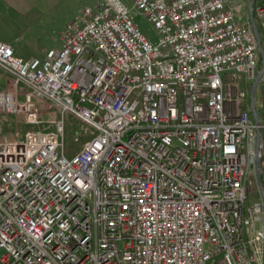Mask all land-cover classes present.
I'll use <instances>...</instances> for the list:
<instances>
[{
    "label": "built area",
    "instance_id": "1",
    "mask_svg": "<svg viewBox=\"0 0 264 264\" xmlns=\"http://www.w3.org/2000/svg\"><path fill=\"white\" fill-rule=\"evenodd\" d=\"M129 2L82 8L42 57L0 41V112L37 126L0 140V264H264L261 39L241 1Z\"/></svg>",
    "mask_w": 264,
    "mask_h": 264
},
{
    "label": "rangeland",
    "instance_id": "2",
    "mask_svg": "<svg viewBox=\"0 0 264 264\" xmlns=\"http://www.w3.org/2000/svg\"><path fill=\"white\" fill-rule=\"evenodd\" d=\"M97 0H38L34 3L32 9L27 13L14 16L0 24V40L8 42L14 51V54L23 58L27 57H42L46 50L60 47L59 33L67 26V24L75 19L80 10L86 6L93 5ZM127 6L130 5L129 0H121ZM241 1L242 12L244 17L248 16V5L250 0H235ZM259 0H255L258 2ZM135 21L142 31L152 41L158 37L152 25L138 12H134ZM256 21L260 24L255 15ZM264 46V41H262ZM260 65L258 66V70ZM254 79H247L243 85L245 91L244 102L247 100V95L250 91L251 83ZM6 77L0 73V90L6 88ZM262 96L257 90L254 98V105L259 115L263 116ZM45 108L42 107V112ZM58 114V113H57ZM41 119H45L43 113ZM59 116V114H58ZM42 126V125H41ZM70 125H66L64 129L65 136L71 134ZM36 129L37 126L24 123L20 116L14 114L0 112V140L16 137L18 140L23 139V133L26 129ZM39 128V127H38ZM67 140V138H66ZM248 179L251 184L246 182V194L248 199L251 197L257 198L259 194V186L257 184L254 173H249ZM262 188L264 189V172L262 169L261 175Z\"/></svg>",
    "mask_w": 264,
    "mask_h": 264
},
{
    "label": "water",
    "instance_id": "3",
    "mask_svg": "<svg viewBox=\"0 0 264 264\" xmlns=\"http://www.w3.org/2000/svg\"><path fill=\"white\" fill-rule=\"evenodd\" d=\"M253 0H250L248 5V19L251 26V30L253 32V35L255 36V39L258 43V48L260 50V35L258 32V29L256 27L254 17H253ZM260 77H261V71L257 72L253 82L251 83L250 91H249V105H250V113L252 121L256 124L258 123V116L254 105V98L255 93L258 90L262 96L263 100V106H264V83H260ZM254 175L257 181V184L261 190V199H262V206H263V225H264V191L262 188V181H261V175H262V167H261V138L259 133L256 134V140H255V165H254Z\"/></svg>",
    "mask_w": 264,
    "mask_h": 264
},
{
    "label": "crops",
    "instance_id": "4",
    "mask_svg": "<svg viewBox=\"0 0 264 264\" xmlns=\"http://www.w3.org/2000/svg\"><path fill=\"white\" fill-rule=\"evenodd\" d=\"M37 1L38 0H0V24L7 22L11 17L27 13ZM0 41L5 42L3 40ZM0 73L3 75L1 71Z\"/></svg>",
    "mask_w": 264,
    "mask_h": 264
},
{
    "label": "trees",
    "instance_id": "5",
    "mask_svg": "<svg viewBox=\"0 0 264 264\" xmlns=\"http://www.w3.org/2000/svg\"><path fill=\"white\" fill-rule=\"evenodd\" d=\"M257 4H258V2H255V0H253V5H252L253 17H254V21H255L256 27L258 29V32H259V35H260V39H261V43H262V41H264V37H263L262 31H261V28H260V24L257 23L256 18H255V8H256ZM262 117L264 119V107H263V116ZM261 167H262L263 172H264V154L261 157Z\"/></svg>",
    "mask_w": 264,
    "mask_h": 264
}]
</instances>
